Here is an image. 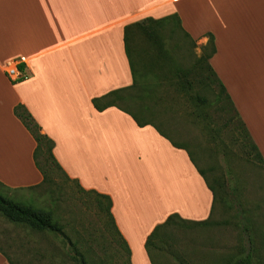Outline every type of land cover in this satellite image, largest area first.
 Segmentation results:
<instances>
[{"label": "crops", "instance_id": "0c3cea01", "mask_svg": "<svg viewBox=\"0 0 264 264\" xmlns=\"http://www.w3.org/2000/svg\"><path fill=\"white\" fill-rule=\"evenodd\" d=\"M171 14L197 46L212 36L210 66L264 162V87L247 86L256 70L264 76V0H0V184L20 189L42 180L35 142L13 115L21 104L54 141L68 178L110 197L131 264H151L144 242L168 216L201 222L213 205L186 149L158 127L164 136L116 108L98 112L91 104L132 84L124 26ZM21 57L25 78L12 82L4 64ZM224 67L233 84L222 78ZM4 254L0 248V264H9Z\"/></svg>", "mask_w": 264, "mask_h": 264}, {"label": "rangeland", "instance_id": "374dc122", "mask_svg": "<svg viewBox=\"0 0 264 264\" xmlns=\"http://www.w3.org/2000/svg\"><path fill=\"white\" fill-rule=\"evenodd\" d=\"M194 30L198 32L199 27ZM136 45L138 61L148 71L157 54L141 38L137 39ZM165 49L177 66L176 70L183 72L191 69L201 55V46L185 39L179 30L166 40ZM223 70L225 75L221 73V76L224 81L233 84L234 76L229 67ZM164 71L166 68L162 71L161 67L155 66L150 74L154 73L155 78L146 76L143 79L148 85L155 84L160 100H144L150 112L139 114V118L150 121L152 125L149 126L158 127L173 142L184 146L220 197L215 202L208 225L167 227L172 237L169 250L183 254L190 264H221L227 255L238 253L241 246H249L242 233L243 226H248L253 245L264 263V169L248 161L239 146L232 142L229 127L223 128L229 113L219 114L211 105L205 106V118L196 117L197 107L188 100L186 93L172 87L167 79L157 81L158 75ZM142 72L145 73V70L142 69ZM255 77L254 81L252 77L247 78V86L264 87L262 71L256 70ZM189 79L194 87H199L193 76ZM211 98L208 96L209 100ZM216 131H219L218 136ZM38 162L43 166L41 156H38ZM217 181L223 184L221 189ZM232 192L244 209V219L234 218L235 212L230 207ZM0 194L23 205L52 209L62 227V234L39 233L10 223L0 215V248L13 264H74L67 256L69 242L75 243L81 252L87 249L94 260L104 264H124L126 261L106 233L104 219L97 211L94 197L80 193L77 186L65 181L60 173L51 174L50 183L37 188L10 189L0 186ZM167 252L153 251L154 264H177Z\"/></svg>", "mask_w": 264, "mask_h": 264}, {"label": "trees", "instance_id": "16d2710c", "mask_svg": "<svg viewBox=\"0 0 264 264\" xmlns=\"http://www.w3.org/2000/svg\"><path fill=\"white\" fill-rule=\"evenodd\" d=\"M176 30H179L185 39H188V41L195 44L190 36L182 29L177 14H171L157 19L146 17L125 25L123 29L124 52L129 63L132 84L130 87L113 90L103 96L93 98L91 100L93 108L96 111L101 112L109 107H115L128 114L139 127L152 125L150 121L145 119L141 120L139 114L143 115L150 112V108L143 103L144 100L148 99L154 102L160 100V97L158 98L156 95L155 84L148 85L143 82V79L146 76L154 75V73H152V75L150 74L155 66L161 67L162 71L166 68V71H164L163 74L158 75L157 81H159V79H167L172 87H177L179 92L186 93L188 100L191 103L194 102L197 107L196 117L205 118V106L211 105H213L219 114H224L225 112L229 113V117L225 120L223 128L225 129L226 127H229L232 142L239 146L246 159L255 165H260L264 169V162L260 153L252 141L244 123L239 118L228 93L210 66L209 60L215 54V46L212 36L209 34L207 35V42L201 47V55L195 60L191 69L183 72L180 69L176 70L177 66L174 65L171 57H169L165 49L166 40H168ZM139 38L143 39L145 43L152 48L151 50H154L155 55L157 54V59L152 60L148 71L137 58L139 52L136 44L137 39ZM19 67L21 70H24L22 64H20ZM142 69L145 70V73L142 72ZM191 76L197 80L196 85L199 87H194L189 79ZM153 77L155 78V76ZM208 96H211L212 98L209 100ZM13 115L20 121L35 142L32 158L36 169L42 176L40 184L28 188H37L41 185L49 184L51 181V174L58 172L65 181L74 183L80 193L94 197L97 211L104 219L106 233L125 256L126 261L124 264H131L130 251L123 237L119 233L111 214L112 202L110 197L94 190H85L79 185L77 180L68 178L53 155V141L45 134L40 133V127L23 105L17 104L14 106ZM156 130L161 136H164L159 129L156 128ZM217 132L219 131L215 132L216 136H218ZM169 141L176 148L186 149L184 146L176 144L171 139ZM188 155L190 160L196 166L189 152ZM38 156L42 157L43 166L39 164ZM196 168L212 192L213 205L210 216L208 219L201 222H190L180 219L176 214H172L168 216L162 224L155 226L144 242V249L151 264H154L153 259L155 255L152 254L153 251H157L158 253H166L168 251L167 253L173 257L177 264H190L189 260H187L183 254L169 250L171 248L169 241H172V237L167 227L181 226L185 228L189 224L198 226H206L209 224L215 202L219 200L220 197L216 194V188L207 182L203 172L199 170L197 166ZM214 183L216 182L214 181ZM217 184L221 189L223 184L218 181ZM0 186L4 187L2 184H0ZM233 191H235V189H233ZM232 195L234 196L233 192ZM233 196L231 197L232 202L230 203V207H232L235 212L234 218L244 219V209H242L238 197ZM0 215L10 223L25 226L35 232L62 234V227L58 224L55 213L52 209L49 210L23 205L4 197L2 194H0ZM246 221L248 222V220ZM242 233L246 236L249 246L247 248L241 246L238 253L227 255L222 259L221 264H264L263 260H261L260 252L255 249L253 245L249 227L243 226ZM4 256L9 264H13L6 254H4ZM67 256L74 264H104L103 261L94 260V258L89 255L87 249H82V252L78 250L76 244L72 242H69ZM256 257H258V260H256Z\"/></svg>", "mask_w": 264, "mask_h": 264}, {"label": "built area", "instance_id": "2783aa9c", "mask_svg": "<svg viewBox=\"0 0 264 264\" xmlns=\"http://www.w3.org/2000/svg\"><path fill=\"white\" fill-rule=\"evenodd\" d=\"M20 61H24L21 57L19 61L9 60L4 64V74L12 82H18L25 78L23 70L20 69Z\"/></svg>", "mask_w": 264, "mask_h": 264}]
</instances>
